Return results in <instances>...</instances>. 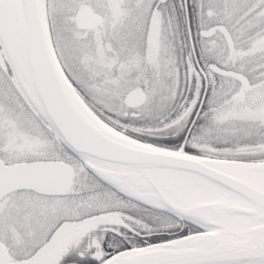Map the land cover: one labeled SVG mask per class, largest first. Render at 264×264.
<instances>
[{"label":"snow or ice","instance_id":"6c2138e0","mask_svg":"<svg viewBox=\"0 0 264 264\" xmlns=\"http://www.w3.org/2000/svg\"><path fill=\"white\" fill-rule=\"evenodd\" d=\"M0 264H264V0H0Z\"/></svg>","mask_w":264,"mask_h":264}]
</instances>
